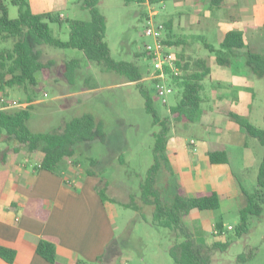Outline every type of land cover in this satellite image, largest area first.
Returning a JSON list of instances; mask_svg holds the SVG:
<instances>
[{"label":"rangeland","instance_id":"1","mask_svg":"<svg viewBox=\"0 0 264 264\" xmlns=\"http://www.w3.org/2000/svg\"><path fill=\"white\" fill-rule=\"evenodd\" d=\"M57 1L55 8H51L52 1L49 0H44L40 5H46L57 13L65 15L60 24L49 22V27L55 37L66 40L68 38L66 18L88 20L90 15L88 9L82 7L80 0ZM2 2L8 7L9 17H17V6L10 0H2ZM174 2V0H163L151 4L148 1L140 3L136 0H100L98 3L99 11L106 18L105 40L109 45L111 56L116 60L138 63L143 72V78L138 82H127L114 72L86 61L83 53L78 49L41 47L44 61L51 59L54 64L46 79H43L41 72L37 73L40 84L35 90L34 98H39L41 101L32 106L28 120L29 128L32 131H51L61 122L89 112L103 121L106 131L104 141L80 145L82 153L77 154L72 162L82 171L90 169L95 172L92 176L97 178L99 186H103L107 181V193L116 200L105 201L107 214L113 225L112 244L107 250V255L100 261H92L88 264H177L168 253V247L175 240L174 230L155 225L152 222L151 206L143 204L140 199V183L153 162L152 132L156 127L151 124V118L144 109L143 98L138 92V85H147L151 81L146 74L147 65L150 66L151 62L144 55H134L135 52H143L146 43L152 44L154 41L152 37L143 33L148 13L156 12L152 16L154 22L168 21L174 13ZM201 27L203 31L202 25H193L189 33L198 34ZM203 33L206 34V31ZM208 38L211 43L215 41L211 37ZM193 40L195 43L192 44L191 54L203 55L204 49L196 48V43L201 41ZM258 53L264 54V51ZM211 57H214V53H211ZM71 58L82 59L81 67L75 71L73 82H69L63 76L64 63ZM211 61L215 63L213 59ZM237 61L238 56L234 58V62ZM221 68L229 72L235 70L231 66ZM215 70L216 72L204 80L205 87L201 92L203 97L201 109L206 112L202 111L196 121L183 119L180 122H171L170 136H178L182 147L188 152H192V146L189 145L191 139L196 142V147L203 137L208 138V143L210 138L215 140L216 137L213 136L219 137V140L222 138V143L231 141L228 139L231 135L227 134L229 130L226 128L228 120L223 114L232 108L242 112L251 123L264 129V76L251 74L249 86L235 87V94L240 91L249 94V105L242 111L236 100L227 103L224 101L235 98L231 91L232 85L228 83L229 79L225 78L228 77L226 74H218V69ZM59 88H63L66 93L74 91L75 94L55 99ZM44 92L46 95H43ZM12 95L21 96L18 92ZM179 97L180 92L177 89L167 96L166 104L154 96V107L160 115H168L169 106L175 104ZM211 126L216 128H210ZM241 141L247 143L245 150L253 159L244 165L241 163L240 149L234 145L225 146L230 156L226 168L231 169L235 178L232 185L226 187L225 192L221 194L222 206L226 205L227 210L224 213L219 208L209 211L210 213L193 210L183 217L184 227L192 233L198 245H210L214 239L222 242L231 240L224 250L212 251L211 264H264V203H262L261 216L248 217V231L239 237L234 236V228L239 220L238 210L245 202L239 198L236 202L231 201L229 195L240 191V188L248 193L254 191L258 165L264 154V146L256 138L245 134L241 137ZM90 159H94L95 163ZM181 167L177 164L172 167L165 166L157 177L156 185L160 188L161 197L165 202L171 201L179 187L186 196H193L195 191L201 189L200 186L191 189L184 186L183 167ZM130 201L140 206V210L123 206V203ZM210 214L222 216L226 223L223 236L216 237L213 233L215 219L210 223ZM201 219L206 223L201 225ZM228 224L233 229H227ZM239 254L246 256L244 262L237 261Z\"/></svg>","mask_w":264,"mask_h":264},{"label":"trees","instance_id":"2","mask_svg":"<svg viewBox=\"0 0 264 264\" xmlns=\"http://www.w3.org/2000/svg\"><path fill=\"white\" fill-rule=\"evenodd\" d=\"M82 7L88 9L89 19L66 18L68 25V38L62 40L52 34L49 22L60 24L64 18L57 13H33L29 9L27 0H10L17 6V17L8 15V7L0 0V86L31 88L37 90L40 84L38 72L43 74V79L48 77L54 61H44L41 47L73 48L83 53L86 61L101 66L104 70L112 71L123 77L127 82H138L143 78L141 66L134 61L116 60L111 56L110 48L105 40L106 18L99 11L100 0H80ZM143 3H156L163 0H136ZM165 31L169 22H163ZM163 42L173 44L170 34L167 33ZM245 46L242 32L229 30L225 33L217 48L206 44L207 49L214 53L215 63L221 66H232L237 51ZM134 55H144L149 59L146 51L135 52ZM245 65L252 74L264 76V54L246 49ZM82 59L71 58L65 61L63 76L73 82L75 71L81 67ZM176 64L184 71L180 76H172L169 83L180 92V97L175 104L169 106L168 115H160L154 107V90L152 82L147 85H138V92L143 98L145 112L155 126L152 132L154 138L152 146V164L147 169L145 177L140 183V199L143 204L152 208V222L158 226L170 227L174 230V242L168 247V253L177 264H211L213 250H224L231 240L224 242L215 240L210 245L195 243L192 233L183 225V217L193 210H215L220 206V196L214 190L196 192L193 196H186L182 189H176L170 202L163 201L160 188L156 185L157 177L163 167L168 165L166 158V145L171 131V122H180L186 119L196 121L200 116L201 102L204 90V80L210 75L211 68L205 58L197 56L182 58L176 56ZM150 68L147 65L146 74ZM31 98L29 101H31ZM32 104L24 107L4 108L0 102V142L6 145L13 144L14 150L25 147L30 153L42 154L39 168L55 174L65 170L68 160L71 163L77 154H81L80 145L87 142L104 141L106 131L101 119L92 113L86 112L74 116L51 131H32L28 126L31 116ZM230 117L238 123L242 131L256 138L264 146V129L251 123L245 116L230 112ZM211 163L227 162V153L224 150H215L208 153ZM95 163L94 159H90ZM94 175L90 169L84 171ZM102 181V180H101ZM100 181V182H101ZM108 182L103 186L97 184L98 193L103 201L112 199L107 193ZM264 154L258 165L256 188L253 192H246L245 203L239 209V220L234 228V236L239 237L248 231V217L261 216L262 203H264ZM123 206L140 210V206L130 201ZM39 205L37 213L42 214ZM215 226L223 231V221L218 219ZM233 229V227H232ZM36 252L49 263H54L56 258L55 245L47 240H39ZM15 251L0 245V258L12 262ZM102 257L97 258L100 261ZM246 256L239 254L237 261L244 262ZM75 264H88L82 260Z\"/></svg>","mask_w":264,"mask_h":264},{"label":"crops","instance_id":"3","mask_svg":"<svg viewBox=\"0 0 264 264\" xmlns=\"http://www.w3.org/2000/svg\"><path fill=\"white\" fill-rule=\"evenodd\" d=\"M43 1L27 0L29 9L33 13H57L51 9L57 6V0H49L52 1L51 8L46 5L41 6L40 3ZM174 1V13L171 14L168 21H165L169 22L165 36L169 33L170 41H175V43L168 45L178 57L200 56L207 62L210 61V63L208 62L211 68L210 75L216 72L215 69H218V74H226L228 77L225 78L229 79L227 81H230L228 83L232 85L231 91L235 98L224 99V101L227 103L236 100L237 105L243 111V108L249 105V94L246 91L235 94V87L245 86L246 88L249 86V78L252 73L245 65L246 49L255 52L264 51V0ZM57 14L65 18L62 13ZM196 24L202 25L203 31L201 27L200 33H189L193 25ZM229 30L241 31L245 43V46L237 51L238 61L231 66L235 69L232 72L213 63L211 59L214 60L215 56L211 57L212 52L208 51L209 49L206 47L208 44L217 48ZM204 31L206 34L203 33ZM208 37L215 41L211 43ZM193 39L201 41V44L196 43V48H203L204 53L202 54L205 56L191 54L192 44L195 43ZM15 92L20 93L21 96L14 97L12 93ZM70 94L74 95L75 92L66 93L63 88H59L55 99ZM43 95L46 93L44 92ZM1 97L22 102L23 106L41 101L39 98H34L35 91L31 88L20 89L7 86L1 88L0 86ZM31 98L33 99L29 101ZM14 107L16 106L8 108ZM229 110L226 113H221H225L223 115L227 117L226 128L229 130L227 134L231 135L228 137L231 141L222 143V138L219 140V137L213 136L217 139L210 138V143H208V138L203 137L198 147H196L195 141L192 144L189 141L192 152H188L185 147H182L178 136L169 135L166 145V158L170 167L175 164L183 167L184 186L188 189L200 186L201 189L195 193L206 190L216 191L220 196L219 209L223 210V213L228 207L222 206L221 194L235 181L231 169L226 168V165H229L230 156L225 146L238 147L241 163L244 165L253 159L245 150L247 143L241 141V137L245 133L229 113L245 115L234 108ZM202 111L206 112V110ZM210 128L216 127L211 126ZM208 144L213 147H209ZM13 147V144L6 145L0 142V245L14 250L15 257L12 262L0 258V264H75L78 260L90 263L107 255V250L114 239V232L111 218L106 210L105 201L107 200L103 201L97 190V178L86 174L78 165L71 163V159L68 160L65 170L61 174L41 169L38 167L42 158L41 153H30L25 147L14 150ZM215 150H224L227 153V162L211 163L208 153ZM229 196L231 201L236 202L239 198L245 202L241 188L240 191H235L233 195ZM39 205L42 207L41 215L37 213ZM209 211L212 210L201 212L210 213ZM218 219L223 221L221 215L210 214L209 222L212 223L213 220L217 221ZM204 223H206L205 220L201 219L200 224ZM225 224L223 221L224 229L226 228ZM223 234L224 232L216 237H221ZM39 240H47L55 245L54 263H49L37 254L36 245ZM215 240L218 239L213 241Z\"/></svg>","mask_w":264,"mask_h":264},{"label":"built area","instance_id":"4","mask_svg":"<svg viewBox=\"0 0 264 264\" xmlns=\"http://www.w3.org/2000/svg\"><path fill=\"white\" fill-rule=\"evenodd\" d=\"M155 11L148 13L146 17V22L144 25V35L153 38V43H146L144 45V51L149 55L150 60V72L148 74V79L151 80V86L154 90V96L159 98L163 104H166L167 96L173 93L175 88L169 83L172 76H180L184 71L176 64V52L167 44L163 42L165 38V27L163 22H154L152 16ZM0 102L3 104L4 108L16 106L24 107L22 102L16 100H11L6 97H1ZM193 139L190 140L192 144ZM231 226H227V229H231ZM213 233L215 235L222 234L225 230L223 228L222 233L214 225Z\"/></svg>","mask_w":264,"mask_h":264}]
</instances>
